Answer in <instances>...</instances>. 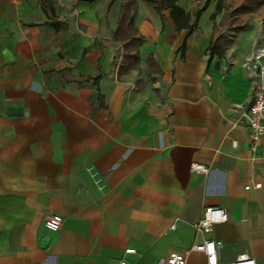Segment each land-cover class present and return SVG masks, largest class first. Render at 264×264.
<instances>
[{"label": "crops", "instance_id": "0c3cea01", "mask_svg": "<svg viewBox=\"0 0 264 264\" xmlns=\"http://www.w3.org/2000/svg\"><path fill=\"white\" fill-rule=\"evenodd\" d=\"M122 1L0 0V264H159L202 238L221 243L219 264H264V159L239 123L257 47L213 58L211 30L187 36L133 0L151 82L118 63ZM208 207L228 219L201 235Z\"/></svg>", "mask_w": 264, "mask_h": 264}, {"label": "rangeland", "instance_id": "374dc122", "mask_svg": "<svg viewBox=\"0 0 264 264\" xmlns=\"http://www.w3.org/2000/svg\"><path fill=\"white\" fill-rule=\"evenodd\" d=\"M179 1V5L193 17L199 14L196 29L211 30L208 55L219 59L240 57L247 48L254 46L264 52V0ZM144 3L149 10L158 13L165 10V0H144ZM136 11L137 4L133 0L122 1L121 16L111 38L120 44L118 63L123 64L126 70L137 69L139 73L143 70L152 82L158 78L152 57L146 58L147 64L139 65L138 48L143 43V37L134 19ZM262 65L264 67V60Z\"/></svg>", "mask_w": 264, "mask_h": 264}, {"label": "built area", "instance_id": "2783aa9c", "mask_svg": "<svg viewBox=\"0 0 264 264\" xmlns=\"http://www.w3.org/2000/svg\"><path fill=\"white\" fill-rule=\"evenodd\" d=\"M264 52L256 51L247 59L245 68L249 73V78L254 84L253 98L249 107L242 112L239 123L246 126L248 130V147L253 155L259 154L264 159ZM191 170L201 173H207V170L201 166L193 164ZM95 184L99 190L104 189V184L99 179L97 172L93 168H88ZM260 188V184L254 186ZM249 187L245 189L248 190ZM228 219L227 212L218 207L205 208L200 220L192 224L195 232L206 235L210 234L213 226L225 223ZM63 223L60 215H48L44 220V228L48 232H57ZM175 226H171L170 230H174ZM221 245L219 241L202 238L199 243H195L185 252H173L169 256L160 260L159 264H188L186 254L190 252L200 253L204 256L205 264H219L218 247ZM129 252V250L127 251ZM124 264V263H121ZM231 264H256V261L246 253H240Z\"/></svg>", "mask_w": 264, "mask_h": 264}, {"label": "trees", "instance_id": "16d2710c", "mask_svg": "<svg viewBox=\"0 0 264 264\" xmlns=\"http://www.w3.org/2000/svg\"><path fill=\"white\" fill-rule=\"evenodd\" d=\"M179 0H165L164 9H169L170 16L175 23L176 29H187V36L191 32L192 28L196 25V21L198 19L199 14L195 15L194 22L190 24V15L189 13L185 12L184 9L178 6L177 2ZM185 48L184 42L181 47L183 50Z\"/></svg>", "mask_w": 264, "mask_h": 264}, {"label": "bare ground", "instance_id": "6f19581e", "mask_svg": "<svg viewBox=\"0 0 264 264\" xmlns=\"http://www.w3.org/2000/svg\"><path fill=\"white\" fill-rule=\"evenodd\" d=\"M261 52V51H260Z\"/></svg>", "mask_w": 264, "mask_h": 264}]
</instances>
